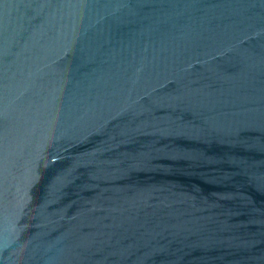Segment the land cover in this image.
Wrapping results in <instances>:
<instances>
[{"label": "water", "instance_id": "obj_1", "mask_svg": "<svg viewBox=\"0 0 264 264\" xmlns=\"http://www.w3.org/2000/svg\"><path fill=\"white\" fill-rule=\"evenodd\" d=\"M0 264H264V0H0Z\"/></svg>", "mask_w": 264, "mask_h": 264}]
</instances>
